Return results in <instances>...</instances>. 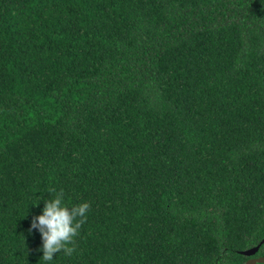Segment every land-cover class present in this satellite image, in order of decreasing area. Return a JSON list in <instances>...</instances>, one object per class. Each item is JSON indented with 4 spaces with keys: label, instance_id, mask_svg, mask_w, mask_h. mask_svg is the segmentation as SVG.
<instances>
[{
    "label": "trees",
    "instance_id": "obj_1",
    "mask_svg": "<svg viewBox=\"0 0 264 264\" xmlns=\"http://www.w3.org/2000/svg\"><path fill=\"white\" fill-rule=\"evenodd\" d=\"M52 190L90 209L47 261L32 221ZM258 246L264 0H0V264H246Z\"/></svg>",
    "mask_w": 264,
    "mask_h": 264
},
{
    "label": "clouds",
    "instance_id": "obj_2",
    "mask_svg": "<svg viewBox=\"0 0 264 264\" xmlns=\"http://www.w3.org/2000/svg\"><path fill=\"white\" fill-rule=\"evenodd\" d=\"M49 191L51 197L44 199L42 213L35 216L32 228L38 229L42 238L43 258L53 260L54 253L63 250L71 254L75 247V238L87 218L90 209L88 201L67 204L63 190ZM31 205H38L41 197Z\"/></svg>",
    "mask_w": 264,
    "mask_h": 264
},
{
    "label": "water",
    "instance_id": "obj_3",
    "mask_svg": "<svg viewBox=\"0 0 264 264\" xmlns=\"http://www.w3.org/2000/svg\"><path fill=\"white\" fill-rule=\"evenodd\" d=\"M258 250H259V246L243 252V255L250 257L246 264L264 263V257H252L258 252Z\"/></svg>",
    "mask_w": 264,
    "mask_h": 264
}]
</instances>
